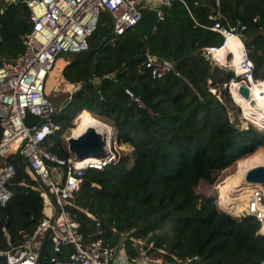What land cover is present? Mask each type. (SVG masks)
<instances>
[{"label": "trees", "instance_id": "1", "mask_svg": "<svg viewBox=\"0 0 264 264\" xmlns=\"http://www.w3.org/2000/svg\"><path fill=\"white\" fill-rule=\"evenodd\" d=\"M163 12L157 21L152 9L143 8L140 21L122 34L113 32L107 12L100 13L88 49L60 54L47 77L81 84L54 116L61 129L48 150L70 156L64 134H73L87 114L104 118L116 129V143L131 148L102 169H88L67 209L80 222L84 241L114 245L123 234L132 255L137 250L131 238L143 240L146 249L152 243L148 251L169 262L197 256L205 264H264L257 221L235 218L218 209L215 196L195 191L200 181L215 185L219 172L264 148V131L230 119L235 105L227 86L234 72L214 65L203 50L223 44V36L209 28L216 16L222 24H245L242 40L253 77L264 80V0H175ZM29 14L24 2L0 1V63L22 51ZM147 51L172 61L179 75L172 70L152 77L144 64ZM9 161L15 175L8 184L11 196L0 206L1 250L9 249L7 235L12 245L20 244L42 217L38 183L20 155ZM216 187L220 203L237 198L228 209H241L247 197H235L233 183ZM70 251L64 248L58 258L65 260ZM53 255L45 237L37 264H52Z\"/></svg>", "mask_w": 264, "mask_h": 264}, {"label": "built area", "instance_id": "2", "mask_svg": "<svg viewBox=\"0 0 264 264\" xmlns=\"http://www.w3.org/2000/svg\"><path fill=\"white\" fill-rule=\"evenodd\" d=\"M0 1L16 3L15 0ZM174 1H24L30 12L31 29L23 36L22 51L13 60H3L0 63V206H5L11 196L8 184L15 175V167L9 158L20 155L25 161L27 174L38 183L42 217L33 232L25 235L20 244L12 245L7 235L9 249H0V256L6 259L5 264H37L45 237L49 238L54 253L50 258L52 264H191L192 261L200 260L193 256L169 262L162 255L148 251L152 243L147 244L146 249L145 242L131 238V245L137 250L132 255L123 234L114 245L104 244L101 239L84 241L80 222L68 211L67 206L70 205L72 195L79 190L86 171L91 168L102 169L114 162L118 157V150L108 141L106 157L78 160L73 154L63 158L47 149L52 135L61 129L54 121V116L61 110L62 104H56L46 90L47 77L59 55L88 49V39L96 28L100 13L107 12L112 20L113 32L122 34L140 21L143 8L152 9L157 21H161L164 17L163 9ZM215 2L218 5L219 0ZM217 18L218 16L209 28L221 34L224 41L228 36H234L242 43L238 62L240 74L235 70V76L239 85L249 88L255 78L254 63L242 40L246 25L240 22L222 24ZM214 48L204 47L203 50L213 59ZM144 64L150 69L152 77H161L175 71L172 61L159 58L149 51L146 52ZM175 73L179 75L177 71ZM232 81L234 79L229 82V89ZM57 86V93H64L66 101L81 84L71 82L61 75ZM132 99L138 107L146 108L138 97L132 96ZM243 118L251 122L244 113ZM216 204L219 210L228 212L235 218L253 217L259 224L256 233L264 235V187L253 186L246 202H241V209H234L233 212L227 208V204L220 203L219 194ZM96 224L99 225V222ZM66 247L71 251L67 253L65 260H60L58 255L65 253ZM156 250L160 254H167L163 248Z\"/></svg>", "mask_w": 264, "mask_h": 264}, {"label": "bare ground", "instance_id": "3", "mask_svg": "<svg viewBox=\"0 0 264 264\" xmlns=\"http://www.w3.org/2000/svg\"><path fill=\"white\" fill-rule=\"evenodd\" d=\"M241 47L242 43L236 37L228 36L221 47L214 48L212 51L213 59L221 64L229 61L231 67L236 70V73L240 74L238 62ZM227 54L231 55L230 60L227 59ZM237 87H239V83L232 81L230 86L232 99L241 106L244 115L250 119L252 123L264 129V80H258L255 83L252 80L249 86L250 96L255 101V104H251L248 100L241 97L237 92ZM84 118V120L77 122L76 131L71 134L72 136L76 137L83 133L87 127H92L98 133L102 134L107 143L108 141L110 142V139L114 136V132L110 126L94 118L91 114H87ZM256 165H264V149H258L253 154L238 160L236 162V168L234 167V172L223 179L219 184L233 183L237 185L240 195L249 193L253 186H250L244 181V175L249 168ZM247 196L248 194H246L245 197ZM241 201L246 202V200ZM222 203L227 204V208L230 207V205L232 206L230 200H223Z\"/></svg>", "mask_w": 264, "mask_h": 264}, {"label": "water", "instance_id": "4", "mask_svg": "<svg viewBox=\"0 0 264 264\" xmlns=\"http://www.w3.org/2000/svg\"><path fill=\"white\" fill-rule=\"evenodd\" d=\"M15 1L24 2L25 0ZM200 52H202V50H200ZM253 82L255 83L257 80L254 79ZM237 90L241 97L248 100L249 103L255 104V101L250 96V90L246 85H239ZM229 92L231 94V89H229ZM112 130L115 134V127H113ZM112 142H114V136L110 139V143ZM66 144L69 153L73 154L78 160L89 157L104 158L108 154L106 150V139L92 127H87L83 133L76 137L72 135L68 136L66 138ZM244 181L250 186H260L264 184V165H256L249 168L244 175ZM191 264H205V262L197 260L192 261Z\"/></svg>", "mask_w": 264, "mask_h": 264}, {"label": "rangeland", "instance_id": "5", "mask_svg": "<svg viewBox=\"0 0 264 264\" xmlns=\"http://www.w3.org/2000/svg\"><path fill=\"white\" fill-rule=\"evenodd\" d=\"M247 49V48H246ZM247 52H248V49H247ZM209 58L210 60L212 61V63L214 65H218L220 67H227V69H230L231 71L234 72V74L236 75L235 73V69H233L232 67H230L229 65V61L225 62L224 64H221L220 62L218 61H215L214 59L211 58V56L209 55ZM228 60L231 59V55L229 54L228 57H227ZM221 64V65H220ZM58 71H59V68L58 69H54L53 71V75L57 76L58 75ZM234 81H236V79H234ZM47 92L50 94V98L58 105H61L64 103L65 99H66V95L62 92H58L57 93V89H58V86H57V80L54 81L53 78H48L47 79ZM228 87V86H227ZM228 91H229V88H228ZM233 101V99H232ZM235 107L234 109H230L229 110V116H230V119L233 120L234 118L236 119L237 118V121L239 122V124H241L242 127H246L247 125H253L255 128L258 129V127L246 120L243 118V111H242V108L236 104L234 101H233ZM237 107V109H236ZM95 117L98 118V120H100L101 122H105V119L102 118V117H99L97 115H94ZM77 117V116H76ZM76 117L74 118L73 120V125L75 126V119ZM77 125V124H76ZM110 127H112V125H109ZM260 130V129H259ZM71 135V129L70 131H67L65 134H64V137L65 139L67 138V136H70ZM115 135H116V132L114 134V142L112 143H109L110 145L112 144L113 146L116 147V149L118 150V153H125V152H129L131 150V148L128 146V145H118L115 141ZM66 143V141H65ZM111 145V146H112ZM259 149H264V148H259ZM234 167L236 168V163H234L233 165H231L230 167L224 169L223 171L219 172L218 174V177H217V183L215 185H209L207 184L205 181H200L199 184L197 185V187L195 188V191L198 192V193H201V194H205V195H212V196H215L216 199H217V195H218V189H217V185L223 180L225 179L226 177H228L230 174H232L234 172ZM235 191H233V193L235 194L234 196L235 197H239L240 196V192H239V189L237 188V185H235ZM262 187H264V184L260 185ZM246 194H249V193H246ZM246 194H243L244 196H246ZM232 199H237V198H232ZM231 199V200H232ZM230 200V201H231ZM237 201L239 202L240 200L237 199ZM243 203V202H242ZM225 212V211H224ZM228 213V212H226ZM229 214V213H228ZM143 241V240H141ZM144 242V241H143Z\"/></svg>", "mask_w": 264, "mask_h": 264}, {"label": "crops", "instance_id": "6", "mask_svg": "<svg viewBox=\"0 0 264 264\" xmlns=\"http://www.w3.org/2000/svg\"><path fill=\"white\" fill-rule=\"evenodd\" d=\"M76 128H77V125H76Z\"/></svg>", "mask_w": 264, "mask_h": 264}, {"label": "clouds", "instance_id": "7", "mask_svg": "<svg viewBox=\"0 0 264 264\" xmlns=\"http://www.w3.org/2000/svg\"><path fill=\"white\" fill-rule=\"evenodd\" d=\"M224 42V41H223Z\"/></svg>", "mask_w": 264, "mask_h": 264}]
</instances>
